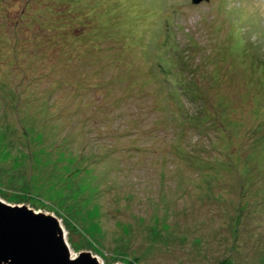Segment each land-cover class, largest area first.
<instances>
[{
  "label": "rangeland",
  "instance_id": "374dc122",
  "mask_svg": "<svg viewBox=\"0 0 264 264\" xmlns=\"http://www.w3.org/2000/svg\"><path fill=\"white\" fill-rule=\"evenodd\" d=\"M0 199L104 264H264V0H0Z\"/></svg>",
  "mask_w": 264,
  "mask_h": 264
},
{
  "label": "water",
  "instance_id": "95a60500",
  "mask_svg": "<svg viewBox=\"0 0 264 264\" xmlns=\"http://www.w3.org/2000/svg\"><path fill=\"white\" fill-rule=\"evenodd\" d=\"M202 1L210 0H193ZM0 264L104 263L91 252L73 256L57 217L0 199Z\"/></svg>",
  "mask_w": 264,
  "mask_h": 264
},
{
  "label": "bare ground",
  "instance_id": "6f19581e",
  "mask_svg": "<svg viewBox=\"0 0 264 264\" xmlns=\"http://www.w3.org/2000/svg\"><path fill=\"white\" fill-rule=\"evenodd\" d=\"M101 261V260H100ZM102 262V261H101Z\"/></svg>",
  "mask_w": 264,
  "mask_h": 264
},
{
  "label": "trees",
  "instance_id": "16d2710c",
  "mask_svg": "<svg viewBox=\"0 0 264 264\" xmlns=\"http://www.w3.org/2000/svg\"><path fill=\"white\" fill-rule=\"evenodd\" d=\"M192 91V90H191ZM192 93V92H191Z\"/></svg>",
  "mask_w": 264,
  "mask_h": 264
}]
</instances>
